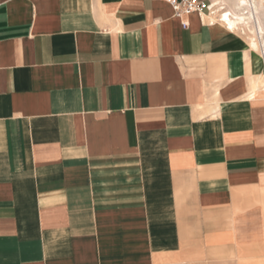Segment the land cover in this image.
<instances>
[{
	"label": "crops",
	"instance_id": "crops-1",
	"mask_svg": "<svg viewBox=\"0 0 264 264\" xmlns=\"http://www.w3.org/2000/svg\"><path fill=\"white\" fill-rule=\"evenodd\" d=\"M263 66L165 0H0V264H264Z\"/></svg>",
	"mask_w": 264,
	"mask_h": 264
},
{
	"label": "bare ground",
	"instance_id": "bare-ground-1",
	"mask_svg": "<svg viewBox=\"0 0 264 264\" xmlns=\"http://www.w3.org/2000/svg\"><path fill=\"white\" fill-rule=\"evenodd\" d=\"M227 1L230 3V0ZM211 2V19H221L231 29L243 31L252 46L259 49L264 56V0H231L230 8L225 7L224 0ZM248 97L264 98V73Z\"/></svg>",
	"mask_w": 264,
	"mask_h": 264
},
{
	"label": "built area",
	"instance_id": "built-area-1",
	"mask_svg": "<svg viewBox=\"0 0 264 264\" xmlns=\"http://www.w3.org/2000/svg\"><path fill=\"white\" fill-rule=\"evenodd\" d=\"M174 9L177 15L189 14L198 12L201 15L211 14V0H165ZM183 26L187 27V21L183 22Z\"/></svg>",
	"mask_w": 264,
	"mask_h": 264
},
{
	"label": "rangeland",
	"instance_id": "rangeland-1",
	"mask_svg": "<svg viewBox=\"0 0 264 264\" xmlns=\"http://www.w3.org/2000/svg\"><path fill=\"white\" fill-rule=\"evenodd\" d=\"M262 73H264V66H263ZM261 260H263V261H264V257H262V256H261Z\"/></svg>",
	"mask_w": 264,
	"mask_h": 264
}]
</instances>
